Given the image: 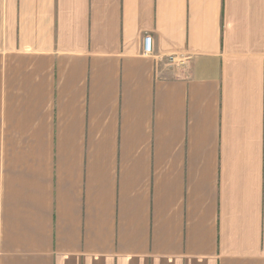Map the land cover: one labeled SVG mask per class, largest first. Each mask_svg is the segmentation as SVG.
<instances>
[{
  "label": "crops",
  "instance_id": "obj_1",
  "mask_svg": "<svg viewBox=\"0 0 264 264\" xmlns=\"http://www.w3.org/2000/svg\"><path fill=\"white\" fill-rule=\"evenodd\" d=\"M0 264H264V0H0Z\"/></svg>",
  "mask_w": 264,
  "mask_h": 264
},
{
  "label": "built area",
  "instance_id": "obj_2",
  "mask_svg": "<svg viewBox=\"0 0 264 264\" xmlns=\"http://www.w3.org/2000/svg\"><path fill=\"white\" fill-rule=\"evenodd\" d=\"M152 53V39L150 36H145L143 38V54L151 55ZM168 65H184L186 58L180 55H171L166 57Z\"/></svg>",
  "mask_w": 264,
  "mask_h": 264
}]
</instances>
